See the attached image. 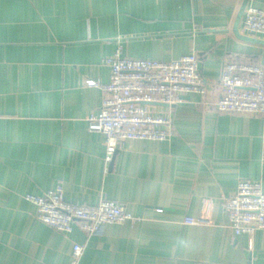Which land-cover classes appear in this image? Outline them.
<instances>
[{"label": "crops", "instance_id": "1", "mask_svg": "<svg viewBox=\"0 0 264 264\" xmlns=\"http://www.w3.org/2000/svg\"><path fill=\"white\" fill-rule=\"evenodd\" d=\"M242 1L0 0V264H69L75 243L78 264H264V231L234 235L221 198L243 178L264 190V113L216 109L226 60L264 64V45L232 31ZM119 44L136 59L196 53L206 94L180 92L169 140L123 141L106 164L87 117ZM57 184L68 202L113 200L134 219L60 233L24 198Z\"/></svg>", "mask_w": 264, "mask_h": 264}, {"label": "built area", "instance_id": "2", "mask_svg": "<svg viewBox=\"0 0 264 264\" xmlns=\"http://www.w3.org/2000/svg\"><path fill=\"white\" fill-rule=\"evenodd\" d=\"M242 32L264 36V8L247 6L242 17ZM110 70L109 82L101 85V106L87 117L88 130L104 136L105 162L110 163L119 144L126 140L167 141L173 135L172 107L180 102V92L206 94V84L196 53L175 59H136L123 55L119 44L103 59ZM221 97L216 109L226 114L264 113V64L254 61L226 60L220 74ZM85 86H98L87 79ZM166 112L153 108L164 107ZM35 205L36 218L54 230L68 234L75 227L87 235L96 234L104 225L123 223L134 217L113 200L103 199L97 205L71 203L64 198L61 184L41 195L26 194ZM229 227L234 235H252L264 231V190L258 181L240 179L235 191L222 195ZM190 225L208 223L205 219L186 217ZM252 245V239L250 247ZM84 245L75 243L69 264H78Z\"/></svg>", "mask_w": 264, "mask_h": 264}, {"label": "water", "instance_id": "3", "mask_svg": "<svg viewBox=\"0 0 264 264\" xmlns=\"http://www.w3.org/2000/svg\"><path fill=\"white\" fill-rule=\"evenodd\" d=\"M247 4H248V0H243L242 1L241 5H240V8H239V10L237 12V15L235 17V21H234V24H233L232 31H233L234 35L240 40H243V41H246V42H250V43H256V44L264 45V39L263 38H258V37H252V36H249V35H245V34H242L239 31V24L241 22V19H242V16H243V13H244V10H245ZM157 105L168 107L167 104H159V103H157ZM110 164H112V162Z\"/></svg>", "mask_w": 264, "mask_h": 264}]
</instances>
